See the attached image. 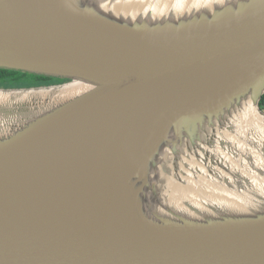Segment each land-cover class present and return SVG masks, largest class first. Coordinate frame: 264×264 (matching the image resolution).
I'll return each mask as SVG.
<instances>
[{
	"label": "water",
	"instance_id": "95a60500",
	"mask_svg": "<svg viewBox=\"0 0 264 264\" xmlns=\"http://www.w3.org/2000/svg\"><path fill=\"white\" fill-rule=\"evenodd\" d=\"M0 68L68 79L0 86V264H264V0H0Z\"/></svg>",
	"mask_w": 264,
	"mask_h": 264
},
{
	"label": "bare ground",
	"instance_id": "6f19581e",
	"mask_svg": "<svg viewBox=\"0 0 264 264\" xmlns=\"http://www.w3.org/2000/svg\"><path fill=\"white\" fill-rule=\"evenodd\" d=\"M186 1H191V0H186ZM250 112L254 116H258L261 119V122L264 123L263 116L257 111L256 108L251 109ZM219 151L221 152L222 150L219 149ZM226 158L229 159V160H232V156L231 155H227ZM233 169H235L234 166H233ZM213 179H215V178L209 177L206 180L201 179V181L202 182L203 181H206V183L208 184V186L210 185L209 186V190H210L211 196H213L215 198H218V199H223V200L227 199L228 197H226V194H225L226 186L223 183H221V182H219L217 180H213ZM252 181L255 182V184H257L258 186H260V185L264 186V180L260 179L257 176L254 178V180L252 179ZM192 182H193V179H190L191 190H192V193L195 195V199L197 200V199L202 198V196L197 191L196 186H194L192 184ZM244 196H246V193L244 194ZM232 200H234V199L229 198V201H232Z\"/></svg>",
	"mask_w": 264,
	"mask_h": 264
},
{
	"label": "trees",
	"instance_id": "16d2710c",
	"mask_svg": "<svg viewBox=\"0 0 264 264\" xmlns=\"http://www.w3.org/2000/svg\"><path fill=\"white\" fill-rule=\"evenodd\" d=\"M21 75H25V76L30 75L31 77L34 76L35 78H40V79H43V78L54 79V77H48V76H44V75H36V74H32V73H27V72H21V71H16V70L0 68V86L21 87V86H39V85H42V83L37 81V80L29 81V82H21L20 80H18V76H21ZM5 82H9L10 84H5ZM261 108L264 110V96L261 100Z\"/></svg>",
	"mask_w": 264,
	"mask_h": 264
},
{
	"label": "flooded vegetation",
	"instance_id": "af4514ba",
	"mask_svg": "<svg viewBox=\"0 0 264 264\" xmlns=\"http://www.w3.org/2000/svg\"><path fill=\"white\" fill-rule=\"evenodd\" d=\"M18 80H20L21 82H29V81H34V80H37L39 82L42 83V85H49V84H57V83H62L64 81H67L68 79H63L62 78H54V79H46V78H43V79H40V78H35L34 76L31 77L30 75H21V76H18ZM5 84H10L9 82H5Z\"/></svg>",
	"mask_w": 264,
	"mask_h": 264
},
{
	"label": "rangeland",
	"instance_id": "374dc122",
	"mask_svg": "<svg viewBox=\"0 0 264 264\" xmlns=\"http://www.w3.org/2000/svg\"><path fill=\"white\" fill-rule=\"evenodd\" d=\"M9 87V86H8Z\"/></svg>",
	"mask_w": 264,
	"mask_h": 264
}]
</instances>
